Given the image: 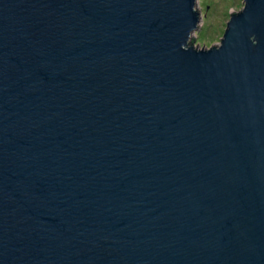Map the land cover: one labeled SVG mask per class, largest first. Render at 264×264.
Wrapping results in <instances>:
<instances>
[{"label":"water","instance_id":"1","mask_svg":"<svg viewBox=\"0 0 264 264\" xmlns=\"http://www.w3.org/2000/svg\"><path fill=\"white\" fill-rule=\"evenodd\" d=\"M243 1L199 49L196 0H0V264H264Z\"/></svg>","mask_w":264,"mask_h":264},{"label":"rangeland","instance_id":"2","mask_svg":"<svg viewBox=\"0 0 264 264\" xmlns=\"http://www.w3.org/2000/svg\"><path fill=\"white\" fill-rule=\"evenodd\" d=\"M199 11V27L191 32L195 35L193 48H210L217 43L220 45L225 32L227 21L231 15L229 10L238 12L244 6L243 0H196ZM195 3V7H196ZM190 38V37H189ZM198 43V44H197ZM190 44V43H188Z\"/></svg>","mask_w":264,"mask_h":264}]
</instances>
